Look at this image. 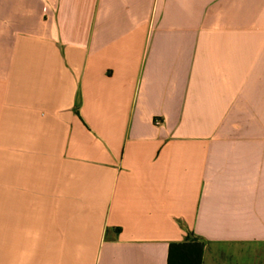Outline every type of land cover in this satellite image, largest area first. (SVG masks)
<instances>
[{
	"label": "crops",
	"instance_id": "1",
	"mask_svg": "<svg viewBox=\"0 0 264 264\" xmlns=\"http://www.w3.org/2000/svg\"><path fill=\"white\" fill-rule=\"evenodd\" d=\"M189 234L264 264V0H0V264Z\"/></svg>",
	"mask_w": 264,
	"mask_h": 264
},
{
	"label": "trees",
	"instance_id": "2",
	"mask_svg": "<svg viewBox=\"0 0 264 264\" xmlns=\"http://www.w3.org/2000/svg\"><path fill=\"white\" fill-rule=\"evenodd\" d=\"M203 253L204 242L189 234L185 241L170 245L167 264H202Z\"/></svg>",
	"mask_w": 264,
	"mask_h": 264
},
{
	"label": "built area",
	"instance_id": "3",
	"mask_svg": "<svg viewBox=\"0 0 264 264\" xmlns=\"http://www.w3.org/2000/svg\"><path fill=\"white\" fill-rule=\"evenodd\" d=\"M156 124H160L161 120L160 119H155Z\"/></svg>",
	"mask_w": 264,
	"mask_h": 264
}]
</instances>
